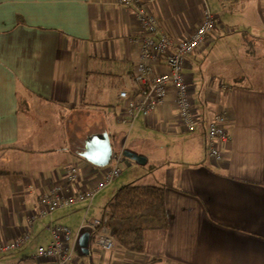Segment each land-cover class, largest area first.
<instances>
[{
	"label": "crops",
	"instance_id": "crops-1",
	"mask_svg": "<svg viewBox=\"0 0 264 264\" xmlns=\"http://www.w3.org/2000/svg\"><path fill=\"white\" fill-rule=\"evenodd\" d=\"M138 5L175 43L195 32L204 8L216 17L182 68L197 118L193 133L171 99L147 117L120 120L118 92L136 88L144 34L134 8L121 0H0V244L29 235L21 248L0 253V264H50L34 256L51 242V225L67 227L77 241L84 205L39 219L38 198L63 186L71 166L79 174L70 194L94 186L103 169L81 155L96 134L108 135L112 156L128 151L150 165L148 172L127 165L132 175L98 192L86 216L97 219L94 203L105 206L121 186L136 184L164 187L168 220L165 230L145 232L143 252L117 246L98 264H264V0ZM218 114L230 135L220 162L205 143L206 124ZM58 142L65 147L45 154Z\"/></svg>",
	"mask_w": 264,
	"mask_h": 264
},
{
	"label": "built area",
	"instance_id": "built-area-1",
	"mask_svg": "<svg viewBox=\"0 0 264 264\" xmlns=\"http://www.w3.org/2000/svg\"><path fill=\"white\" fill-rule=\"evenodd\" d=\"M150 1V0H148ZM225 1L233 0H219ZM238 1V0H236ZM137 0H121V4L134 8L133 17L140 24L144 34L137 40L140 45L132 81L134 90H120L118 96L124 101V113L121 121H131L137 117H147L171 99L177 112V118L184 129L193 133L197 118L188 93L187 82L183 75V64L186 55L200 49L209 35L214 31L216 17L209 8L201 12V23L189 39L173 42L165 32H162L156 20L140 5ZM164 70L157 72L155 69ZM224 117L214 115L206 124L207 154L210 158L220 162L222 154L220 146L230 143V135L224 127ZM122 153L112 156L110 163L103 168L102 175L93 187L78 193H69L68 186L78 177V169L71 166L64 176V185H54L39 200V210L35 218L46 219L61 208L84 205L85 217L80 222L77 234L87 232L95 248L100 252H110L120 247L116 237L109 232L104 219H88L86 214L98 192L121 174ZM51 242L47 246L36 248L34 258L50 260V264H82L75 259V240L72 243L70 230L65 226H50ZM29 240V235L16 238L9 244H0V253L7 254L21 248Z\"/></svg>",
	"mask_w": 264,
	"mask_h": 264
},
{
	"label": "trees",
	"instance_id": "trees-1",
	"mask_svg": "<svg viewBox=\"0 0 264 264\" xmlns=\"http://www.w3.org/2000/svg\"><path fill=\"white\" fill-rule=\"evenodd\" d=\"M164 199L163 186L124 185L106 203L102 218L120 246L141 253L145 232L167 228Z\"/></svg>",
	"mask_w": 264,
	"mask_h": 264
},
{
	"label": "water",
	"instance_id": "water-1",
	"mask_svg": "<svg viewBox=\"0 0 264 264\" xmlns=\"http://www.w3.org/2000/svg\"><path fill=\"white\" fill-rule=\"evenodd\" d=\"M85 150L82 153L81 157L87 160L93 166H97L100 168L106 167L110 161L112 156V147L110 146L109 137L106 134L102 135H94L87 139L85 144ZM122 156L129 160H134L139 164H144L145 160L135 154H131L128 151H124ZM81 237L78 240V246L81 248L82 254H88V241L89 235L87 232L80 235Z\"/></svg>",
	"mask_w": 264,
	"mask_h": 264
},
{
	"label": "rangeland",
	"instance_id": "rangeland-1",
	"mask_svg": "<svg viewBox=\"0 0 264 264\" xmlns=\"http://www.w3.org/2000/svg\"><path fill=\"white\" fill-rule=\"evenodd\" d=\"M23 119H25V118H23ZM60 147H65V145L63 144V142H58V143H56V144H53V145H51L50 147H47V149H46V151H45V154H50V153H54L56 150H57V148H60ZM113 147L115 148V146H114V144H113ZM115 150H116V148H115ZM136 161H134V160H129V159H126V158H124L123 156L121 157V161H120V166H121V174H120V176H119V179H115L114 181H112L113 183L114 182H116L117 180H121L122 178L123 179H126V178H129L128 176L131 174L132 175V172H133V170H131V169H129V166H127V165H132V164H135V166H137V168H139L140 170H143V172H145V171H149V165H150V163L149 162H147V163H145L144 165H142V164H139V163H135ZM103 169V168H102ZM139 169H138V171H139ZM137 170V169H136ZM127 180H130V179H127ZM143 180V179H142ZM128 182V181H127ZM112 186H114V185H112ZM112 186H110V187H112ZM103 193H105V192H103ZM99 196V195H98ZM97 196V197H98ZM97 200V199H96ZM96 202V201H95ZM93 204V203H92ZM97 211V213H96V215H95V217L98 215V218H101V219H103L102 218V216H103V214H104V206L103 205H100V206H97V205H95V203H94V205L90 208V210L92 211V212H94L95 210ZM69 213V212H68ZM91 213V212H90ZM101 216V217H100ZM84 217V212H82V213H80V214H78L77 215V220H78V224L79 225H77L78 226V228H79V226H80V222L82 221V218ZM86 217H88V219L91 217V215L90 214H88V216H86ZM73 231H74V229H72ZM73 231H72V233H73ZM83 233H85V232H80V233H78V239H77V241H76V243H75V255L78 257V261H80L82 264H98V262H99V259L101 258V254L103 253V252H100V251H96V250H94V249H92V248H90V242H89V244H88V246H87V248H88V254H86V255H84V254H82V251H81V248H79V246H78V240H79V238L81 237L80 235L81 234H83ZM72 236V235H71Z\"/></svg>",
	"mask_w": 264,
	"mask_h": 264
}]
</instances>
